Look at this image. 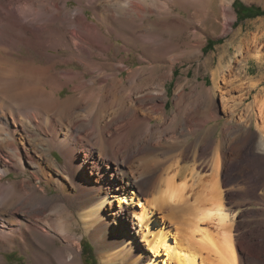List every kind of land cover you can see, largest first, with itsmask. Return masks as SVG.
<instances>
[{"label": "bare ground", "instance_id": "bare-ground-1", "mask_svg": "<svg viewBox=\"0 0 264 264\" xmlns=\"http://www.w3.org/2000/svg\"><path fill=\"white\" fill-rule=\"evenodd\" d=\"M97 1L78 0L79 7L70 9L69 0H0V264H6L1 251L17 246L29 253L31 264H82L73 216L83 219L111 263L242 264L234 232L226 225L230 213L220 200V144L209 188L216 206L206 201L192 227L172 230L177 209L190 200L188 175L174 155L192 144L178 136L157 139L160 126L141 109L151 103L166 119V87L141 92V69L122 76L124 68L110 54L111 34L120 36L112 11H120L121 20L133 27L130 41L139 44L151 36L138 26L141 19L157 13L167 20L176 0H123L114 10L98 8ZM181 1L203 7L202 0ZM220 8L229 27L230 7ZM73 64L84 68L68 66ZM66 88L71 93L62 97ZM261 113L264 119L262 104ZM187 115L183 136L205 128L203 118L194 127ZM55 149L64 157L61 164ZM12 171L30 175L7 181ZM49 184L56 195H49ZM132 200L142 209L127 205ZM157 214L164 220L160 224ZM206 220L230 230L218 227L224 236L212 234L201 225ZM204 251L213 258L203 257Z\"/></svg>", "mask_w": 264, "mask_h": 264}, {"label": "rangeland", "instance_id": "rangeland-1", "mask_svg": "<svg viewBox=\"0 0 264 264\" xmlns=\"http://www.w3.org/2000/svg\"><path fill=\"white\" fill-rule=\"evenodd\" d=\"M119 1L124 2L98 0L96 6L113 9V5ZM240 1L248 6L255 5L264 9V0ZM202 2L203 7L199 8L193 1L176 0L167 20L160 19L164 15L158 17L157 13L141 19V25L138 26L149 29L151 36H147L145 40L141 38L139 44L130 41L133 27L127 25V20H121L123 16L120 11L113 9L111 14L120 36L111 34L113 46L110 54L112 60L124 68L122 76L129 78L134 68L141 69V92L159 85L166 87V119L151 103L141 109V113L153 115L152 123L160 126L156 133L157 139L166 142L169 138L178 136L181 143L189 138V145L192 144L191 149L176 151L174 155L175 159L180 157V163L185 168L186 176L188 175L190 200L189 208L186 205L185 208L180 206L181 209H177L178 217H175L169 227L174 231L179 227L183 233L198 221L200 210L206 206V201L209 206L214 205L215 200L211 199L209 188L215 180V151L220 144L222 168L219 176L223 195L220 200L230 213L226 225L234 232L242 264H264V119L261 116V104L264 105V15L237 22L235 0ZM222 6H229L232 12V24L229 27L220 8ZM77 7L78 0H69L70 9ZM85 12L91 20L95 19L92 8L86 6ZM209 40L217 43L211 50L205 51ZM61 53L67 55L68 51ZM68 66L80 70L84 68L78 64ZM91 77L92 74L88 73L87 78ZM70 93L69 88H66L62 97ZM187 113L189 125L195 127L199 119L203 118L200 122H205V128H197L196 133L183 136L187 128L183 125ZM173 118L177 120L174 123ZM234 147L239 151L231 150ZM53 154L58 163L64 162L59 149H55ZM172 162L170 160L168 165ZM29 175L12 171L6 180L15 181ZM47 188L49 195L57 194L53 184H49ZM202 194L206 196L201 199L199 195L204 196ZM196 198L201 199V202ZM137 202L132 200L127 205L133 206ZM115 204L118 202L115 201ZM136 207L142 209L139 204ZM158 215L155 217L160 224L164 220ZM73 217V231L81 243L82 264H123L122 260L109 262L105 258V249L99 248L90 233L86 232L83 219L80 216ZM130 221L132 222V216ZM206 221L201 222V225L208 227L209 231L212 230V234L222 233L223 237L224 232L221 230H230L225 228L226 225L220 227L218 220ZM218 227L221 228L220 231ZM58 245H64V242L59 239ZM90 247L94 261L87 256ZM1 252L6 264L33 262L29 253L19 246ZM203 257L209 258L208 251H204Z\"/></svg>", "mask_w": 264, "mask_h": 264}, {"label": "trees", "instance_id": "trees-1", "mask_svg": "<svg viewBox=\"0 0 264 264\" xmlns=\"http://www.w3.org/2000/svg\"><path fill=\"white\" fill-rule=\"evenodd\" d=\"M234 7L237 10L238 14V21L241 22L244 21L245 19L248 18H254L258 15H264V9L255 5L248 6L244 4L240 0H235L234 2ZM217 43L215 40H209L208 45L205 47V51H209L213 48V46ZM88 253V259H92L93 261L95 260L94 254L92 251V248L90 247L89 250H87Z\"/></svg>", "mask_w": 264, "mask_h": 264}]
</instances>
